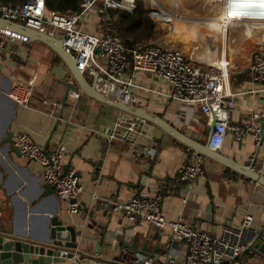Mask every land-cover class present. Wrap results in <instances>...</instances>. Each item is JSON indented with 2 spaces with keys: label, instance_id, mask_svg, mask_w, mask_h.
Segmentation results:
<instances>
[{
  "label": "crops",
  "instance_id": "obj_1",
  "mask_svg": "<svg viewBox=\"0 0 264 264\" xmlns=\"http://www.w3.org/2000/svg\"><path fill=\"white\" fill-rule=\"evenodd\" d=\"M176 1L155 8L149 4L155 13V18L151 16L153 21L164 32L153 42L171 50L181 49L189 59L206 67L225 66L224 92L236 94L231 122L243 124L255 114L264 117V94L254 92L259 89V84L254 83L248 73L253 51L260 45L233 48L230 53L225 51L227 44L219 46L222 38L232 37L240 29L235 20L226 24L225 17L228 13L231 16V12L235 15L244 7L232 8L226 15L219 11L215 19L199 18L221 35L217 50L210 43L211 39L207 41L212 36L206 35L208 30L203 35L199 33L202 25L190 22L196 11L191 5L193 0ZM211 6L203 3L200 10L211 13L217 7L212 3ZM101 20L102 17L93 11L83 22V28L103 35ZM260 32H264V26ZM250 33L252 38L257 35L254 31ZM47 48L41 42L22 43L0 64V91L5 94L0 95V226L7 230L12 227L21 231L32 230L41 238L50 228V218L59 214L64 217L65 224L76 228L81 251L110 261L123 246L135 250L146 248L149 254H160L157 264H190L186 258V246L171 240L168 227L159 229L139 220L130 223L124 212L114 211L115 202L124 204L135 195H160L163 197L162 213L169 221L182 219L198 229L219 234L223 226H241L245 216L251 215L254 227L259 232L264 230L263 186L199 155L159 129L151 138L146 124L138 127L141 135L137 144L123 140L131 116L89 98L84 92L79 99H69L67 84L77 85L75 79L62 60L56 62V55ZM37 63L41 66L42 82L35 92L33 107L25 109L9 97L10 87L19 70L35 67ZM127 75L145 88L157 91L134 90L139 107L160 116L187 137L205 144L209 127L199 106L167 98L170 86L151 74L129 71ZM86 78L90 82L94 80V77ZM45 99L62 106L63 122H56L46 112ZM9 132L13 137L19 132L25 133L48 150L59 143L65 144L66 165L70 163V169L81 176L80 209L76 214L66 211V205L57 197L56 191L49 193L43 188L39 165L19 156L13 139L10 145L2 144ZM112 132L118 138L109 141L106 135ZM142 136L151 140L148 142ZM254 141L250 135L237 141L233 133L228 132L220 153L264 175V142L257 147ZM151 150L155 154H151ZM251 158L254 159L253 165L249 164ZM199 161L203 173L192 180H181L182 169ZM99 163L100 173L96 176L95 165ZM74 257L78 259L77 264H101ZM244 262L254 264V255L247 251ZM59 264L74 263L66 259Z\"/></svg>",
  "mask_w": 264,
  "mask_h": 264
},
{
  "label": "built area",
  "instance_id": "obj_2",
  "mask_svg": "<svg viewBox=\"0 0 264 264\" xmlns=\"http://www.w3.org/2000/svg\"><path fill=\"white\" fill-rule=\"evenodd\" d=\"M209 1L225 15L232 8L245 7L244 12L237 13L236 18L232 19L239 23H264V0H257L259 6L254 3L248 5L250 0H243L237 5L235 0ZM47 5L46 0H27L17 5L0 3V18L41 33L47 32L60 39L65 51L76 60L78 71L85 77L98 76L97 86L101 91L110 88L113 95L124 93L126 103H138L134 90L157 93L156 90L138 84L132 76L129 77L127 75L129 71L151 74L166 82L171 88L166 97L182 104L199 106L207 118L208 127L213 116L217 118L210 140L211 147L216 152H220L228 132H232L237 141H241L247 135L252 136L257 147L264 142L262 124L264 117L255 114L249 122L243 124L231 122L233 98L236 94L224 92L226 77L224 65H208L211 67L208 68L189 59L181 49H165L155 42H147L127 50L116 33L100 35L83 28V22L93 11L100 16L106 15L110 9L134 12L136 8L134 0H84L81 12L77 14L52 10ZM151 16L155 18L154 10ZM227 16L230 17V13ZM190 22L203 24L205 20L195 18ZM259 35L264 40V32H259ZM28 42L24 36L0 25V64L14 48ZM40 68L39 63L35 67L23 68L12 81L9 97L25 109L33 107L35 92L42 82ZM248 73L250 79L259 84V89L254 92L264 94V53L255 52L252 55ZM100 80L103 87L99 85ZM82 94L81 90H70L68 98L76 100ZM43 104L46 112L56 122L64 121L60 115L62 109L60 104L51 99L43 100ZM134 126L131 118L127 123V129L132 132ZM106 136L109 141L118 138L115 132ZM12 143L26 161L39 165L41 181L44 185L54 188L57 197L65 203L66 211L76 214L80 209L82 186L76 172L66 168L68 153L65 144L59 143L48 150L45 145L20 132L14 135ZM150 153L155 154V151L151 150ZM253 162L254 159L251 158L249 164L253 165ZM203 170L201 161L185 166L181 171V180L195 179ZM162 198L160 195L155 197L135 195L124 204L115 202L114 211L124 212L130 223L139 220L159 229L170 228L171 240L186 246V258L190 264H245L244 255L259 234L253 225L251 215L245 216L241 226L225 225L219 234H213L198 229L182 219L167 220L162 213ZM67 255L68 251L61 252L62 258H66ZM159 258L160 254H155L153 258L146 257V264H154ZM71 260L74 264L78 263L76 257Z\"/></svg>",
  "mask_w": 264,
  "mask_h": 264
},
{
  "label": "water",
  "instance_id": "obj_3",
  "mask_svg": "<svg viewBox=\"0 0 264 264\" xmlns=\"http://www.w3.org/2000/svg\"><path fill=\"white\" fill-rule=\"evenodd\" d=\"M0 25L8 30L14 31L24 36L30 42H41L51 49L56 56L67 66L71 75L75 79V84L68 83V93L70 90H82L89 98H93L97 102L119 110L129 116L135 126L132 132L125 126V137L123 140L130 142L131 144H137L139 140L138 127L141 124H146L148 130L147 133L153 136L156 129L161 130L166 135L175 139L182 145L188 147L190 150L195 151L201 156L208 158L223 168L237 172L253 182L264 187V175L254 170L250 166L240 164L220 152H216L212 149L210 140L214 133L215 124L217 118L213 116V120L209 125L208 137L205 144L196 141L193 138L187 137L185 134L180 132L173 125L168 123L160 116L138 106V104L126 103L124 99L125 94L120 93L113 95L111 89L108 88L106 91H101L98 88V76H95L91 82L77 69L76 60L72 58L70 54L65 51L63 42L50 35L47 32H39L27 28L24 25H20L14 22L6 21L0 18ZM78 87V88H77ZM1 97L4 96V92L0 91ZM150 133H149V132ZM148 142L151 140L150 137H143ZM13 139V133L9 132L7 138L2 142L4 146L10 145ZM19 156L22 154L17 150ZM101 163V162H100ZM96 164L95 175L98 176L100 173L101 164ZM67 169H70V163L66 165ZM78 177H81L79 173H76ZM49 193H54V188L48 185L43 187ZM49 229L45 237H37L32 230H18L15 227L7 230L2 225L0 226V264H59L64 262L66 259H71L75 255H78L82 259L95 261L101 264H146V257L153 258L155 254H149L144 249L135 250L123 246L118 255L110 260L101 256L88 254L81 251L78 247L79 234L76 228L72 225L65 224L64 217L59 214L50 218ZM264 230L259 232L255 243L248 249L255 257L254 264H264ZM62 251H68L66 258L61 257ZM156 262L155 264H157Z\"/></svg>",
  "mask_w": 264,
  "mask_h": 264
},
{
  "label": "trees",
  "instance_id": "obj_4",
  "mask_svg": "<svg viewBox=\"0 0 264 264\" xmlns=\"http://www.w3.org/2000/svg\"><path fill=\"white\" fill-rule=\"evenodd\" d=\"M27 0H0V3L8 5L22 4ZM84 0H46L47 7L52 10L80 13ZM135 10L128 13L123 10H107L106 15L101 16L103 30L106 33H116L122 40L127 50L134 49L147 42H153L161 37L164 32L151 17L152 7L146 0H134ZM56 62H60L55 56Z\"/></svg>",
  "mask_w": 264,
  "mask_h": 264
},
{
  "label": "rangeland",
  "instance_id": "obj_5",
  "mask_svg": "<svg viewBox=\"0 0 264 264\" xmlns=\"http://www.w3.org/2000/svg\"><path fill=\"white\" fill-rule=\"evenodd\" d=\"M175 0H146V3L147 4H150L152 3V6L155 8V6H159V5H164V6H169V4H173ZM178 1H182V0H177L176 2ZM242 2V0H235V4H240ZM168 4V5H167ZM203 4V2L200 0H193V2L191 3V5L196 8V11L195 13L192 15V17L195 18H210L212 16V12L211 13H203L201 10H200V7L201 5ZM152 7V8H153ZM198 9V10H197ZM214 9H217L218 11H220V9H218V7L214 8ZM203 10V9H202ZM152 12H153V9H152ZM234 12H231V15L233 14ZM186 17H190V16H186ZM237 24V23H236ZM201 25H204V24H201ZM238 27L240 28L238 30V32H236V34L234 36H230L228 38H222L221 41H219V46L220 45H223V44H227L228 47H225V51L226 53L229 52L233 49V48H244L246 49L247 47H251L253 45H255L256 47V44H259L260 45V48L256 47L254 49V53L255 52H261V53H264V40H262V36L259 35V33H257V35L255 37H250V36H253L252 33L250 32H245V29L244 26L238 22ZM206 31L205 28L202 29L201 32L199 33H203L204 35V32ZM255 32V31H254ZM245 34V35H243ZM247 35V36H246ZM246 36V37H245ZM196 38V37H195ZM199 39V35L197 37ZM236 39V41H234L233 39ZM202 41V40H201ZM160 47H161V44H160ZM163 47V46H162ZM165 49H168V47H163ZM49 50V48H47ZM232 52V51H231ZM252 54V53H251ZM231 59L229 58V61ZM232 61V60H231ZM233 64V63H231ZM215 65V64H214Z\"/></svg>",
  "mask_w": 264,
  "mask_h": 264
},
{
  "label": "bare ground",
  "instance_id": "obj_6",
  "mask_svg": "<svg viewBox=\"0 0 264 264\" xmlns=\"http://www.w3.org/2000/svg\"><path fill=\"white\" fill-rule=\"evenodd\" d=\"M200 1V0H199ZM204 4H206V6H208L209 8H211L212 6H211V3L209 2V0H201ZM255 4V5H257V6H259V3L257 2V0H250V1H248V5H251V4ZM168 5V4H167ZM170 5V4H169ZM182 7V6H181ZM177 8V7H176ZM184 8V7H183ZM175 9V8H174ZM244 9V11H245V7L244 8H242V10ZM242 10H240V12L242 11ZM264 10V9H263ZM214 11V12H213ZM213 11H211L212 13V16H211V18H214L215 19V17L219 14V11L217 10V9H213ZM243 11V12H244ZM240 12H238V13H240ZM237 14V13H236ZM235 14V15H236ZM235 15H231L230 17H225V22H231L232 21V19H235L236 17H235ZM213 19V20H214ZM211 20V19H210ZM212 20V21H213ZM244 26V28H246L245 30L247 31V32H250V31H255L256 33H259L260 32V29L264 26V23H254V24H244L243 25ZM202 28H205L206 30H208V33L206 34V35H212V36H210V38H208L207 39V41L209 42V40L211 41L210 43L211 44H213L214 46H216V48H217V50H218V37H220L221 35L217 32V30L215 31V30H213L212 28H211V26L208 24V23H205L204 25H202L201 26ZM215 36V37H214ZM206 44V43H205ZM208 44V43H207ZM209 45V44H208ZM212 46V45H211ZM99 85L101 86V87H103V83H102V81L100 80L99 81Z\"/></svg>",
  "mask_w": 264,
  "mask_h": 264
}]
</instances>
